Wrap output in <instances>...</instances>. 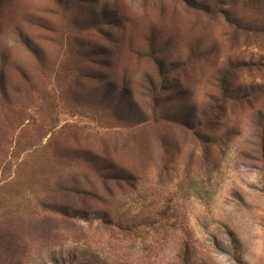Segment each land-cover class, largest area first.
I'll return each instance as SVG.
<instances>
[{
	"label": "rangeland",
	"instance_id": "1",
	"mask_svg": "<svg viewBox=\"0 0 264 264\" xmlns=\"http://www.w3.org/2000/svg\"><path fill=\"white\" fill-rule=\"evenodd\" d=\"M0 264H264V1L0 0Z\"/></svg>",
	"mask_w": 264,
	"mask_h": 264
},
{
	"label": "trees",
	"instance_id": "2",
	"mask_svg": "<svg viewBox=\"0 0 264 264\" xmlns=\"http://www.w3.org/2000/svg\"><path fill=\"white\" fill-rule=\"evenodd\" d=\"M264 0H254L255 3L263 2Z\"/></svg>",
	"mask_w": 264,
	"mask_h": 264
}]
</instances>
